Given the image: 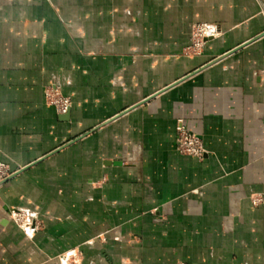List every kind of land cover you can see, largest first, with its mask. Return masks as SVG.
<instances>
[{
  "label": "crops",
  "instance_id": "crops-1",
  "mask_svg": "<svg viewBox=\"0 0 264 264\" xmlns=\"http://www.w3.org/2000/svg\"><path fill=\"white\" fill-rule=\"evenodd\" d=\"M264 0H0V264H264ZM196 22L214 24L186 55ZM47 85L71 98L59 114ZM207 150L176 149L178 121ZM43 228L28 234L10 209Z\"/></svg>",
  "mask_w": 264,
  "mask_h": 264
},
{
  "label": "built area",
  "instance_id": "built-area-1",
  "mask_svg": "<svg viewBox=\"0 0 264 264\" xmlns=\"http://www.w3.org/2000/svg\"><path fill=\"white\" fill-rule=\"evenodd\" d=\"M264 15V10L262 11ZM193 29L196 31L194 33L195 36H199L197 38V45L200 43L203 45L207 43L209 38H215L220 35L219 30L214 24L209 23H196L194 24ZM264 35V33H263ZM46 99H50V103L53 104L56 108L57 113L66 114L69 112L71 108V100L68 97L59 94L57 87L49 86L45 90ZM176 148L179 153L193 156L198 159H202L207 150L205 149L202 140L199 136L192 131L188 130L182 124V121L179 120L176 127L175 134ZM19 169H11L6 163L0 161V185L7 178L16 173ZM11 217L21 225L25 227L26 225H30L29 221L23 220V214L18 211H11ZM36 226L34 229L36 230ZM184 264V263H180Z\"/></svg>",
  "mask_w": 264,
  "mask_h": 264
},
{
  "label": "rangeland",
  "instance_id": "rangeland-1",
  "mask_svg": "<svg viewBox=\"0 0 264 264\" xmlns=\"http://www.w3.org/2000/svg\"><path fill=\"white\" fill-rule=\"evenodd\" d=\"M262 14V16H263V18H264V15H263V13H261ZM196 23H207V22H196ZM196 23H194V24H196ZM194 24L192 25V29H191V35H190V40H189V43H188V45L186 46V47H184V53L186 54V55H190V56H196V55H199V54H201L202 53V51H203V49H204V46H205V44H199V45H197V38L199 37L198 35L197 36H195L194 35V33L196 32L194 29H193V27H194ZM209 24H211V23H209ZM218 29V28H217ZM219 30V32L221 33V31H220V29H218ZM263 71H264V57H263ZM49 86H54V85H47L45 88H44V100H45V103L47 104V105H50V106H52L54 109H55V111H56V108H55V106L53 105V104H51L50 103V99H46V93H45V90H46V88L47 87H49ZM55 87H57V86H55ZM57 89H58V91H59V94L60 95H63V96H65V97H68V98H70L69 96H67V95H64L61 91H60V89H59V87H57ZM70 100H71V98H70ZM71 105H72V102H71ZM57 112V111H56ZM183 124V123H182ZM185 127V126H184ZM189 130V129H188ZM194 133V132H193ZM200 138V137H199ZM201 139V138H200ZM202 140V139H201ZM176 142V141H175ZM203 142V141H202ZM177 149V148H176ZM178 151V150H177ZM181 154V153H180ZM182 155H184V154H182ZM188 156V155H187ZM193 157V156H192ZM196 158V157H195ZM198 159V158H197ZM199 160H201V159H199ZM0 161H2V160H0ZM2 162H4V163H6L10 168H11V166L7 163V162H5V161H2ZM12 169V168H11ZM10 177H12V176H10ZM9 177V178H10ZM9 178H7L6 180H8ZM5 180V181H6ZM5 181H3L2 183H4ZM11 211H18V212H20V213H22L24 216H23V220L25 221H29V223H30V225H26L25 227H22L21 225H19L20 223H18V222H16L12 217H11V214H10V212ZM10 212H9V215H10V218L13 220V222L20 228V229H22V230H24L26 233H28V234H31V233H36V232H38V231H40L42 228H43V223H42V221L41 220H39V219H34V217L33 216H31V212H29V211H27L26 209H22V208H16V207H13V208H11L10 209ZM37 227L36 228V230L34 229V227ZM58 259H59V261H60V264H82L81 263V253L79 252V250H77V249H70V250H67V251H65V252H63V253H60L58 256ZM180 263H184V264H187V263H185V262H183V261H180L178 264H180Z\"/></svg>",
  "mask_w": 264,
  "mask_h": 264
}]
</instances>
